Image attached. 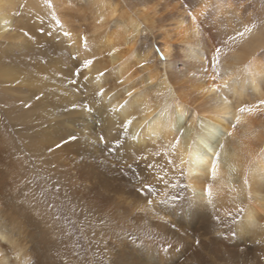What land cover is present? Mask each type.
I'll use <instances>...</instances> for the list:
<instances>
[{"label": "bare ground", "instance_id": "obj_1", "mask_svg": "<svg viewBox=\"0 0 264 264\" xmlns=\"http://www.w3.org/2000/svg\"><path fill=\"white\" fill-rule=\"evenodd\" d=\"M128 1L138 7L142 22L130 19L124 0H51V10L45 0H0V109L20 128H12L16 142L22 150L29 149L34 154L33 158L45 174L64 183L66 179L79 176L80 172L89 175L102 168L103 161L99 162V156L106 153L102 151L105 147L92 150V144L88 142L91 133L87 130L96 133L98 127L103 132L108 131L113 147L119 125L135 116L127 137L119 136V143L124 145L120 147V153L134 158L125 169L135 172L137 182L151 184L156 190L152 195H166L159 197L156 220L171 218L173 223L182 219L188 222L195 212L212 217L216 210L226 209L227 203L228 208L234 210L237 207L259 210L264 205V110L240 113L238 109L258 105L264 100V0H183L189 6L195 5L196 22L188 15L184 16L190 8L182 7V0L177 4L183 11L180 13L177 9V16L171 9L167 10V6L176 0H159L153 7H149L152 5L150 0ZM251 7L254 8L252 14ZM18 9L22 11L21 15H16ZM50 11L55 12L62 29L51 20ZM37 14L44 19L43 25L35 19ZM252 23L257 27L246 38L234 43L229 41L224 48L219 71L231 91L227 104L222 101L217 104L220 98L216 93L204 90L213 84L209 67L212 50ZM40 27L45 29L43 35L39 32ZM79 27H86L85 32L76 34ZM26 31L31 38L24 35ZM65 31L70 35L64 36ZM82 37L87 38V48ZM157 45L165 55L166 63H161L155 56L153 49ZM74 56L78 59L74 60ZM146 56L154 63L138 67ZM84 59L94 62L81 74V88L85 83L88 85L87 92L81 94L69 80L77 64ZM202 68H209L207 85L201 82ZM100 73H106V76L97 79ZM84 76L89 77L87 82L83 80ZM149 80L153 83L149 84ZM224 80L218 83L222 84ZM102 87L104 96H96L98 103H93L94 92H99ZM177 87L180 92H176ZM129 91L132 97L128 96ZM34 93L42 94V99L30 100ZM23 100H30L33 107L21 109ZM129 100L131 106L122 108L121 105ZM80 101L92 106V114L64 111L66 106ZM173 109L183 110L185 119L192 125L185 129L175 153L168 147L174 136ZM237 117L239 124L232 129L231 124L236 123ZM202 125L206 127L199 132ZM38 132L40 134L35 136ZM228 132L232 135L228 136ZM24 134L30 135L32 140L25 139ZM69 135H75L77 141L58 152L46 153L47 145ZM193 136L200 137L193 151L205 154L200 157L202 163L198 168L192 164L193 153L188 148ZM248 137L256 150L246 144ZM218 142L224 144V148L220 150L217 175L213 179V148ZM7 143L0 133V237L6 240L5 233L15 234L24 244L17 250L0 247V252L4 253L0 256V264H64L58 253L65 247L66 240L55 236L21 195L27 191L30 199L33 189L37 196L40 195L35 181L39 176L35 177L33 172L29 176L19 172L20 161L8 156ZM137 148L143 151L138 152ZM80 151L84 154L81 157ZM91 151L98 153L93 155ZM156 152L161 155H154ZM47 157L56 164L55 168H47ZM169 159L176 162L174 168L167 165ZM150 164L157 167L150 168ZM129 165H132L131 169ZM165 171L167 176L160 180L158 177L164 176ZM116 177L106 176L100 180L104 195L105 192L115 193V188L111 187L119 179ZM121 177L127 175L123 173ZM95 187L84 186L82 194L72 198L95 210L97 223L91 239L86 241L90 264H149L150 259L159 257L162 250L174 253V248L164 250L152 240L140 246L139 261L137 257L133 258L132 248L123 242L124 234L128 232L122 221L129 210L113 202L110 196L95 198ZM206 188H210L211 197L205 192ZM62 190L70 196L75 192L69 185ZM94 193L100 194V191L97 189ZM126 193L136 197L131 191ZM173 196L178 197L174 202L170 199ZM182 207L191 215L181 216ZM248 215L237 216V220L260 231L248 223ZM260 217H264V212L256 217L257 225L264 224ZM157 225L159 229L167 230L171 224L160 221ZM103 245L111 249V257L107 258L103 253ZM13 247L9 245V249Z\"/></svg>", "mask_w": 264, "mask_h": 264}, {"label": "rangeland", "instance_id": "obj_2", "mask_svg": "<svg viewBox=\"0 0 264 264\" xmlns=\"http://www.w3.org/2000/svg\"><path fill=\"white\" fill-rule=\"evenodd\" d=\"M124 1L127 4V7L125 8L130 19L142 22L139 14L137 13V10H139L138 7L128 0ZM161 1L163 2L164 0ZM178 1L179 0H176V2L167 6V10L171 9L173 11L172 14L175 16L179 14V12H177V9L180 10V13L183 11V8H180V6L177 4ZM150 3L152 5H150L149 7H153L159 3V0H150ZM253 11L254 8L251 7V14L254 13ZM21 12L22 11L19 9L16 10V15H21ZM84 12L86 13L88 11ZM255 12L257 13L258 11L256 10ZM186 15L187 13L184 14V16ZM85 28L86 27L76 28L75 33L77 34L78 32L82 31L85 32ZM92 119L99 124L96 116H93ZM12 128L14 130L20 129L19 127L17 128L16 121H9L7 119V116H5L0 109V133L3 134L8 140V156L13 159H17L18 162L20 161L19 165L17 166L19 167V172H21L22 175L26 176H29L32 172L35 177L38 175L39 178H35V181L37 180L36 182H38V188L39 185L43 184L46 179H50L52 184L54 183V181L58 180L57 178L51 177L49 174H45L46 171L40 168L36 159L33 158L34 154L31 153L29 149L22 150V148L19 146L20 144L16 142L17 139L15 138V136H13ZM87 131L91 133V136H89L91 140L88 142L92 144V150H97L94 148H106H103L102 150L106 153L102 152L103 154L99 156L101 158L99 162L103 161V163L105 164L102 163V165H100L102 166V168H100L99 170H95V173L93 174L91 173L89 175H83V173L80 172L81 174L79 176L73 177L70 180L74 184L82 186V189L84 188V186L93 187V185H95L96 187L94 191L97 189L100 191V194H95L93 191V196L95 198H106L105 196H110V199L113 202L129 210L128 216L123 218L125 221H122V223L124 224V228L127 230L126 232H128L124 234L125 241L123 242L132 248L133 258L137 257L136 260L139 261V256L142 251V247L140 246L142 245V243L144 244V242L148 241L147 237L144 235V233L147 231L151 232L157 237L153 241L158 243L159 247H163L162 245L164 241H168L173 245L172 248L175 249L173 254H169L168 252L162 250V253H160L159 257L150 259L149 264H231L233 260V253H235L236 257L238 258L239 264H249V261L254 262V264H264V260L260 259L261 247L255 243L256 240L264 237V233L257 230L254 231L251 229V227L243 225L236 227V231L239 233V235L232 237L229 234L228 227L221 226L218 223L216 219L217 216H219L223 220H225L226 218L225 221H227L229 213H231L232 215H236V210L228 208V203V207H226V209L221 208L220 210H216V214L212 217H204L202 214L195 212V215L188 222L182 219L179 222L173 223L171 218H164L160 219L159 221L156 220L155 211L159 209V204L161 202V200H159V197H166V195L155 196L149 194L146 189L143 194L138 192L137 189L141 188L145 184V182H137L135 180L134 174L125 169V166L128 165L127 163H129L130 161H134V158H132L131 155H121L120 152L122 149L120 148L109 153L107 149L112 145L111 143H109V141L111 142V135H109L108 131L103 132V130L98 127H96V133L90 130ZM39 134L40 133L38 132L37 134H35V136H38ZM101 134L106 137V143L108 145L106 143L98 142V137ZM23 136L27 140H32V137L28 134H24ZM11 138H13V140ZM246 142V144L253 149H257V147L252 144V141H249V137L248 141ZM103 144H106V146H103ZM90 153L95 155L98 152L91 151ZM83 155L84 154L80 151L79 157ZM47 158V160L51 162L50 158ZM105 158H108L107 162L105 161ZM52 164H54L53 161L51 164H48L47 168L49 170L52 169ZM21 165L22 168H20ZM107 167L108 169L106 170ZM75 172L76 171L74 170L73 173ZM123 173L127 175L126 178L121 177ZM103 174H106V176L111 178H118L116 176H119V179L115 180V184H113V186L111 187L112 189L115 188V193L108 194L105 191V195L102 193L101 185L103 182L100 180L103 177H106L103 176ZM156 177L157 176H154V178ZM126 191H131L132 193L136 194V197L132 198V196L130 194H127ZM64 192L65 191L61 189V193L63 194ZM80 194H82V191ZM149 200L152 201L151 205L147 204V201ZM78 203L79 202L73 201L72 199L69 200L70 207L76 208L77 214L75 217H72L73 220H78L75 225L69 223L66 220L60 225H53L50 222L49 217H41L43 224L46 227L51 228L55 236L66 240L65 247L63 248L64 250L60 249L58 253L64 264H90V257L86 246V241L91 239L92 229L97 223L96 217L94 216L95 210L82 203ZM229 203L232 204V202ZM233 204H236V202H233ZM42 211L43 206H41V212ZM52 211L56 212V209L54 208L52 209ZM177 211H179V209ZM187 212V209L182 207L179 211V214L183 217L191 215ZM160 221H167L171 225L169 228H167V230H161L158 228V225L156 226V224ZM109 223L111 224V221ZM61 227L64 228L63 232L60 231ZM69 231H71L72 233L71 236L68 235ZM221 233H225L224 235H229V238L221 242L220 235H223ZM197 240L201 242L199 245L196 244ZM106 246L107 245H103V253L107 258H109L111 257V249ZM73 251H75L79 255H73ZM62 255H64V257Z\"/></svg>", "mask_w": 264, "mask_h": 264}, {"label": "snow or ice", "instance_id": "obj_3", "mask_svg": "<svg viewBox=\"0 0 264 264\" xmlns=\"http://www.w3.org/2000/svg\"><path fill=\"white\" fill-rule=\"evenodd\" d=\"M45 4L46 6L51 10L53 9V5L51 3V0H45ZM182 7L188 9L190 8V10L187 12V15L191 18V20L193 22H196L198 17L196 15H193V11L195 10V5H191L189 6L188 4L183 3L182 0ZM66 15L68 13H65ZM29 15L31 16L32 14L29 13ZM49 16L51 18L52 21H54L58 28H63V25L60 23V21L57 19L56 14L54 11H50ZM36 20L39 21V23L41 25L44 24V19L42 17H40L38 14L35 17ZM5 23H7V21H5ZM257 25L256 23H252L250 25H246L243 27L242 30L237 31L234 35H231L227 38V40H224L220 43V45L214 47V49L212 50L211 53V57L209 60V67L211 68L212 74L210 76V79L212 80L213 84L209 87H205V91L211 90L212 92L216 93V96L219 97L220 99L217 100V104H220L221 101L224 104H227L229 102V98H228V94L231 91V87L228 84L227 80H224L223 75L221 74V72L219 71V66L221 63V55L224 52V48L228 46V42L232 41L233 43L236 42L238 39H244L246 38L252 31L254 28H256ZM39 32L43 35L45 33V29L43 27L39 28ZM51 33H49L50 35ZM25 36L30 37V33L29 32H24ZM64 36H69L70 33L65 31L63 32ZM83 41H84V47L87 48L88 44H87V38L86 37H82ZM153 52L155 54V56L159 57V60L161 63H166V57L163 54V52L161 51L160 47L157 45V47H155L153 49ZM74 60L78 59L77 56L73 57ZM93 60L92 59H84L81 63L77 64L76 66V70L72 72V78L69 80L70 84L76 85V92H79L81 94H84L87 92L88 90V85L87 83L84 84L83 89L81 88V85L79 83V79L81 77V74L88 69L92 64H93ZM145 63L147 64H151L154 63V61L152 59H149L147 56L145 57L144 63H141L138 65V67L143 68L145 66ZM208 72H209V68H202V76H201V82H203L205 85H207V78L208 77ZM106 76V73H100V75L97 77V79H99L100 77ZM83 80L85 82H87L89 80L88 76H84ZM224 80V82L218 83V81ZM122 83V81H121ZM149 84H152L153 81L149 80L148 81ZM104 88H100L99 92H94L93 94V103H98V101H96L95 97L96 96H100L103 97L104 96ZM181 89H179L178 87L176 88V92H180ZM132 92H128V96L132 97ZM157 95H161V93L157 92ZM35 99L36 101H40L42 99V94L40 93H34L33 97L30 98L31 99ZM215 99V98H214ZM30 100H23L20 103V108L21 109H30L33 107V105L30 103ZM131 106V101H126L124 105H121L122 108H127ZM254 109H260V110H264V100H261L259 102L258 105H253V106H245V107H240L238 109V112L240 113H244V112H252ZM109 109H105V111H107ZM65 112H71V113H76V112H83V113H87V114H92L93 112V108L92 106H90V104L86 101H80V102H73L71 104V107H65L64 108ZM112 111H115V109H112ZM185 115L186 113L183 110H179L177 111L176 109H173V122H174V136L172 138V141L169 142V149L171 150V153H175L177 147L180 145L181 143V138L184 137L185 135V129L186 128H191L192 125H190L188 123V120L185 119ZM136 117L133 116L131 119H128L126 121H123L120 125H119V133L117 136L116 141L114 142L113 147H109L107 150L109 151V153L118 150L120 147H123L124 145H121L119 143V136L123 135L125 137H127L128 133H129V128L133 123V120H135ZM231 123V122H230ZM237 124H239V117L236 118V123L231 124L232 129H235L237 127ZM206 127V125H202L201 128L199 129V132L203 131V129ZM228 136H231L232 133L228 132L227 133ZM137 139H139V136H137ZM77 141V137L75 135H69L66 138H61L60 140L49 144L45 147V151L48 154L54 153V152H58L60 150H62L65 145H69L72 144L74 142ZM200 141V137L198 136H193L191 139V142L188 145V148L192 150V164L198 168V166L202 163L200 157L202 155L205 154H201L199 152H194L193 149L197 146L198 142ZM98 142L99 143H106V137L101 134L98 137ZM224 148V144L222 143H217L216 146L213 148V153H214V159L211 165V175L213 177V179H215L216 175H217V168H218V161L221 155L220 150H222ZM137 151H143L142 149L137 148ZM169 153H165L164 155H168ZM154 155L159 156L161 155V153L156 152L154 153ZM142 159H146V157H141ZM45 163H51L50 161H45ZM181 163H183V160H181ZM176 162L174 160L169 159L167 161V165L172 166L173 168L175 167ZM52 167L55 168L56 165L52 164ZM130 169L132 168V165L128 166ZM150 168H156L157 165L155 164H150L149 165ZM161 171H164L163 168H161ZM183 170H181V175H183ZM135 175V172H134ZM167 176V172H164V176H159L158 178L160 180H164V178ZM245 183H248L247 180L244 181ZM51 184V186H50ZM66 185L71 186V188H75V192L72 193V195L70 196L68 192H64L63 194L61 193V189L64 188ZM40 188V195L37 196L36 190L33 189L31 191V198L29 199V193L27 191L22 192L21 195L24 196V198L26 200L29 201V204L32 205V210L36 211L38 215H41V217H49L50 218V222L53 225H60L62 224L65 220L68 221L69 223H72L73 225H75L78 220H73L72 217L76 216V208L74 207H70L69 205V200L72 198H76L78 197V195L81 193L82 191V186H77L75 185L70 179H66L64 183H62L60 180H56L54 184L51 183L50 179H46L45 182L41 185H39ZM145 189L147 190V192L149 194H154L155 193V189L151 186V184H147L145 183L141 188H138L137 191L140 192L141 194L144 193ZM205 192L207 193V195L209 197H211V190L210 188H206ZM63 195V198H62ZM178 197H170V199L174 202ZM209 202H211V200H209ZM148 205L152 204V201L149 200L147 201ZM43 206V211L41 212L39 209L40 207ZM56 209V212H53L52 209ZM261 212H264V205H262V207L257 210L255 208L252 209H245V208H241V207H237L236 209V215H232L231 213L228 214V219L227 221L221 219L219 216L216 217L218 223L221 226L224 227H228V231L230 236L234 237L239 235V233L236 231V227L238 226H243V221L242 220H237V216H241L242 214L245 213H249L248 215V223L254 227H258V229L260 231H264V224L262 225H257L256 224V217L259 216V214ZM262 219H264V217H260ZM231 226V227H230ZM60 231L63 232L64 228H60ZM5 235L7 236V239L4 240L2 237H0V247H4L5 249L8 250H17L20 247L23 246L24 241L20 240L15 234H10V233H5ZM68 235L71 236L72 233L71 231L68 232ZM144 235L147 237L148 241H152L154 239H156L157 237L152 234L151 232H145ZM229 235H220V241L223 242L224 240L228 239ZM201 242L199 240L196 241V244L199 245ZM255 243L257 245H259L261 247V254H260V259L264 260V237H262L261 239H258L255 241ZM9 245L14 246L13 248L9 249ZM163 248L164 250H167V248L169 247H173L172 244H170L168 241H164L163 243ZM4 255L3 252H0V256ZM73 255H79L78 253H76L75 251H73ZM231 264H239V260L236 257L235 253H233V260L231 262ZM249 264H254V262L249 261Z\"/></svg>", "mask_w": 264, "mask_h": 264}]
</instances>
